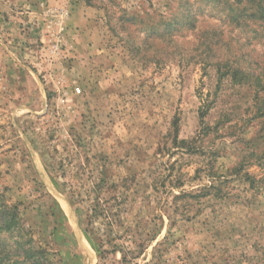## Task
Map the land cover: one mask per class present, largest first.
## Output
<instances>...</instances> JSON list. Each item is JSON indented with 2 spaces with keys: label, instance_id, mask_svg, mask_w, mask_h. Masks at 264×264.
<instances>
[{
  "label": "rangeland",
  "instance_id": "obj_1",
  "mask_svg": "<svg viewBox=\"0 0 264 264\" xmlns=\"http://www.w3.org/2000/svg\"><path fill=\"white\" fill-rule=\"evenodd\" d=\"M258 10L0 0V216L16 214L54 264H121L97 234L131 247L127 264H264ZM98 197L113 200L94 217Z\"/></svg>",
  "mask_w": 264,
  "mask_h": 264
},
{
  "label": "trees",
  "instance_id": "obj_2",
  "mask_svg": "<svg viewBox=\"0 0 264 264\" xmlns=\"http://www.w3.org/2000/svg\"><path fill=\"white\" fill-rule=\"evenodd\" d=\"M253 1V0H251ZM257 1L258 5L260 6V17L264 19V5L261 0H254ZM246 9L243 8V12H245ZM168 32L165 33L167 35ZM228 71L230 72V76L234 81H237L241 83L243 80H248L249 78L253 77L252 74L246 70H244L241 67H235V66H228ZM256 80L260 81V78H254ZM255 105L257 107V113L261 115L260 117H264V97H256L255 98ZM264 153V151H263ZM72 199V197H71ZM113 199L109 198L108 200L105 198L101 201V198H97L95 201V204L92 208V211L94 212V217H99L103 214H105L106 211L109 210V206L107 208V204H109ZM79 210V209H78ZM109 215V214H107ZM0 219H2V222H0V235L6 232L11 236L14 232L20 233V238H15L12 245H9L5 242H0V264H54L53 260L48 256L47 250L38 245L34 244L32 241V238L24 239L23 235L21 234V231L24 228V225H22L20 222H17V215L13 214L11 216L2 215L0 216ZM108 225L112 227H120L122 225V222H118L114 220L113 222H108ZM110 227H107V230H111ZM86 233L92 234L91 231H89L88 228H85ZM96 238H90L93 246L98 251L101 258H103V254L106 253V248H104L105 242L112 244L111 252L117 253L118 251L121 253V260L119 262L121 264H127L131 262V259L135 258V256H129V254L132 253V248L129 246H125V244H120L116 240H112L111 238H108L107 240H103L101 236L97 234L95 236ZM132 240L131 242H133ZM135 243V242H133ZM139 244V243H138ZM137 244V246H138ZM142 248L144 247L143 244L140 245ZM127 247V248H126ZM131 251V252H130ZM105 255V254H104ZM158 258L155 261L146 262V264H159V261H157Z\"/></svg>",
  "mask_w": 264,
  "mask_h": 264
}]
</instances>
